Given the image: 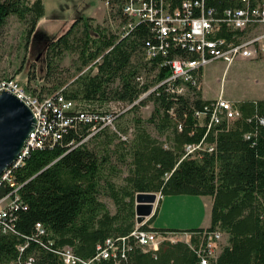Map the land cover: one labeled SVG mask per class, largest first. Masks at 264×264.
<instances>
[{"label": "trees", "instance_id": "16d2710c", "mask_svg": "<svg viewBox=\"0 0 264 264\" xmlns=\"http://www.w3.org/2000/svg\"><path fill=\"white\" fill-rule=\"evenodd\" d=\"M107 1L111 11L114 4L122 2ZM167 1L174 7L182 0ZM205 4L220 11L241 2L205 0ZM43 14L42 0H0V30L7 18L15 15L29 24L28 43ZM78 24L82 25L80 35L76 33ZM148 37L149 27L142 22L130 35L120 38L109 34L93 17L80 15L48 42L45 75L52 67L51 56L61 58L76 45L79 64L87 70L61 85L59 91L64 97L89 110H97L93 104L111 98L131 104L127 111L133 112L140 95L171 73L167 65L157 67L156 59L145 61L156 70L153 83L137 80L139 64L133 62V56ZM16 81L27 88L29 74L25 81ZM115 82L117 85L111 87ZM146 101L153 102L148 121L163 139L153 136L139 117H127L124 112L115 121L116 130L105 128L88 138L89 127L76 122L52 147L33 150L14 170L13 177L21 184L22 204L15 212V232L0 234V264H17V246L26 242L22 258L33 255V264H63L54 249L65 245L83 258L92 257L106 238L126 235L135 227L137 192L211 196L210 225L192 229L153 227L190 233L191 246L164 240L155 251L136 248L120 264H199L200 242L195 232L214 228L225 232L228 239L210 264H264V124L259 122V117H264V99L236 102L241 116L209 131L193 117L194 111L202 110L210 101L200 91L172 98L158 87L138 102L142 105ZM171 108L175 118L168 112ZM178 121L181 130L177 129ZM119 133L127 138L121 139ZM203 137L215 144V150L184 156V145ZM89 140L102 147V156L87 145ZM111 154L126 166L125 175L110 165ZM119 175L121 183L115 181ZM103 191L112 199L114 213L100 200ZM152 217L141 227L148 228ZM37 222L46 228V237L34 236ZM102 264L114 263L104 260Z\"/></svg>", "mask_w": 264, "mask_h": 264}, {"label": "built area", "instance_id": "2783aa9c", "mask_svg": "<svg viewBox=\"0 0 264 264\" xmlns=\"http://www.w3.org/2000/svg\"><path fill=\"white\" fill-rule=\"evenodd\" d=\"M240 2V6L225 7L218 11L206 6L205 0H182L174 7L167 0H122L119 37L130 35L140 22L147 24L150 37L144 39L141 46L144 60L151 63L156 59L157 67L167 65L171 70L170 75L155 83L149 92L162 87L172 98L191 96L201 91V72L210 62L224 61L226 69L237 59H264V0ZM137 80L142 83L141 76ZM2 90L22 100L35 118L33 128L15 161L0 173V234H9L15 232V212L22 204L21 184L15 181L14 170L25 163L33 150L52 147L76 122L89 127L86 138L105 128L116 130L115 121L120 112L83 109L60 91L40 96L11 77L0 79ZM168 112L175 118L173 108ZM240 116L236 102L221 95L210 99L202 110L193 112V117L199 124L205 125L207 131L223 121L231 122ZM259 122L264 124V117H259ZM181 128V122L178 121L177 129ZM119 136L123 140L127 138L120 133ZM214 150L215 144L206 142L203 137L197 143L185 144L184 156ZM156 195L158 201L163 197L159 192ZM156 206L154 203V210ZM169 233L136 224L126 235L106 238L96 246L95 254L89 258L75 254L69 245L54 250L63 264H102L104 260L120 264L136 248L143 251L157 250L158 245L168 239ZM195 233L201 242L197 249L199 264H210L220 252L224 232L214 228ZM47 234L42 223L34 225L35 237H46ZM52 242L48 240L50 245ZM27 244L17 246L19 254L15 263L33 264V255L22 258Z\"/></svg>", "mask_w": 264, "mask_h": 264}, {"label": "rangeland", "instance_id": "374dc122", "mask_svg": "<svg viewBox=\"0 0 264 264\" xmlns=\"http://www.w3.org/2000/svg\"><path fill=\"white\" fill-rule=\"evenodd\" d=\"M106 0H42L44 14L37 19L35 30L27 43L28 22L20 21L15 15H10L0 30V79L13 77L16 80L25 81L29 74L27 89L38 95H46L61 90V85L74 79L78 74L87 70L82 67L77 58V50L65 51L61 58L53 57L52 67L46 74V46L48 42L65 32L72 22L80 15H100L104 10L99 23L105 27L109 34L116 36L119 32V20L121 3L114 4L113 10ZM108 13V14H107ZM82 25L78 24L76 33L81 34ZM133 62L139 64V76L142 82L153 83L156 70H151L142 55L141 47L133 56ZM95 69L93 73H95ZM29 72V73H28ZM202 91L208 99L223 96L231 101L264 99V59H237L225 69V62L215 60L205 65L202 69ZM117 82L111 84L115 87ZM149 90L140 95L136 101L138 107L133 111H127L131 104L113 99L93 104L97 110H106L127 113L144 121L147 130L155 137L163 139L156 131L154 125L148 121L153 112V102L146 101L139 104V100L147 96ZM87 145L94 149L100 157L104 150L94 140L87 141ZM110 165L121 170V175L126 174V166L121 163L115 154L110 156ZM108 167V163L105 165ZM115 177L117 183H121L120 176ZM166 201L173 198V205L164 209L155 220L157 228L192 229L207 223L209 209L205 207V200L196 195H167ZM99 198L105 203L111 213L115 212L112 199L103 191ZM171 201V202H172ZM156 200L155 204H158ZM170 202V201H169ZM172 239L185 240L186 234H168ZM226 236V237H225ZM228 239L223 234L220 245Z\"/></svg>", "mask_w": 264, "mask_h": 264}, {"label": "water", "instance_id": "95a60500", "mask_svg": "<svg viewBox=\"0 0 264 264\" xmlns=\"http://www.w3.org/2000/svg\"><path fill=\"white\" fill-rule=\"evenodd\" d=\"M35 122L30 108L13 93L0 91V173L11 165ZM156 192H137L135 223L144 224L154 213Z\"/></svg>", "mask_w": 264, "mask_h": 264}, {"label": "crops", "instance_id": "0c3cea01", "mask_svg": "<svg viewBox=\"0 0 264 264\" xmlns=\"http://www.w3.org/2000/svg\"><path fill=\"white\" fill-rule=\"evenodd\" d=\"M105 3L106 4H108L107 3V0L105 1ZM103 12H104V10L102 11V14H103ZM102 14H100V15H91L90 17H93L97 22L99 21V19H100V17H102ZM108 14V13H107ZM201 95H202V97L204 98V99H208V98H206V97H204V95H203V91H202V88H201ZM196 196H198V195H196ZM199 197H201V199H204L205 200V202H204V204H205V207L206 208H208L209 209V217H208V219H207V223L205 224V225H202V226H200V227H198V228H207L209 225H210V220H211V217H210V211H211V202H212V198H211V196H207V195H205V196H203V195H199ZM170 200V202L169 201H166V197L165 196H163L160 200H159V202H158V204H157V206L155 207V210H154V213L152 214L153 215V217H152V221H151V223L149 224V226L150 227H154V228H157V227H155L156 225H155V220L157 219V217H158V215H161L162 214V211L164 210V209H169V208H171V206L173 205V202L174 201H172V199L173 198H169ZM172 201V202H171ZM151 217H149L148 218V220L150 219ZM179 233H183V232H171V233H169V234H179ZM187 236H186V238H185V240H180V239H172L171 237H169L168 236V239L167 240H169L170 242H176V241H183V242H185V243H187V244H189L190 246H191V244H190V238H191V234H187V233H185ZM224 234L225 235H227L225 232H224ZM226 237V236H225ZM196 238H197V241H199L200 242V238L196 235ZM201 243V242H200ZM227 244V240H225L224 241V243L222 244V246H224V245H226ZM158 247H159V245H158ZM222 248V247H221ZM221 250V249H220ZM219 253V252H218Z\"/></svg>", "mask_w": 264, "mask_h": 264}]
</instances>
